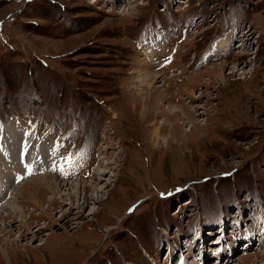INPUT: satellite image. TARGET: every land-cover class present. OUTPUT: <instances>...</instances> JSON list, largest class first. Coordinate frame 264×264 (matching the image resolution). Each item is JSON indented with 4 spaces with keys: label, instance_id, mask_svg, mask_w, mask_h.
Here are the masks:
<instances>
[{
    "label": "rangeland",
    "instance_id": "374dc122",
    "mask_svg": "<svg viewBox=\"0 0 264 264\" xmlns=\"http://www.w3.org/2000/svg\"><path fill=\"white\" fill-rule=\"evenodd\" d=\"M31 134L63 166L3 180L0 264H264V0H0L5 177Z\"/></svg>",
    "mask_w": 264,
    "mask_h": 264
},
{
    "label": "bare ground",
    "instance_id": "6f19581e",
    "mask_svg": "<svg viewBox=\"0 0 264 264\" xmlns=\"http://www.w3.org/2000/svg\"><path fill=\"white\" fill-rule=\"evenodd\" d=\"M148 76H150L153 79H154V77H157L156 74H151L149 72L148 74L145 75V79H144L145 81L147 80ZM217 79L222 81L224 79V77L218 76ZM219 80H218V82H220ZM147 83H149V81ZM25 133H27V132L24 131L23 134H25ZM28 137H30V142H28L27 137H26L20 143L17 154H16L15 164L17 165L16 168L18 169V172H9L7 177H5L6 176L5 173H3V175H2L1 174L2 171L0 172V174H1L0 175V199L3 198L2 194H4V188H5V187H2L3 180L7 184L11 181V179L19 180L22 175L29 176V175H34L37 173H47L49 171H51V172L60 171L61 170L60 167L63 166L64 158L60 157V155H58L59 147L54 140H52L50 143V141L45 140L46 138H44V139L36 138V134L35 135L31 134ZM2 141L5 142L4 140H2ZM0 145H1V148H5L6 142L5 143L1 142ZM12 148H13L12 144L10 146H8V148L6 147V149H8V150L12 149ZM54 155L58 156L57 158H60V160L52 163ZM3 157H4V155H3ZM3 157H0V161L3 160ZM4 163H5V161H4ZM6 165H12V164L8 162V163H6ZM3 168L5 169V167H3V165H1L0 170ZM104 172H103V174H104ZM52 175L54 176V174H52ZM47 179L49 180V178H47V177H44V178L38 179V180L34 179L33 181L29 180L30 182L26 183L23 186L24 190L22 192L16 193V191H17L16 190L12 194H15L17 197L20 196V194H21L22 196H24L27 199L26 200L27 203L32 202V204L34 206L39 207V206H41L39 199H42L44 197V194L40 195L38 193L39 191L37 190V187L38 188L40 187L38 183H39V181H46ZM50 181H51L50 184L41 185V187H43V188L40 187V189L43 192H48L51 194L49 199H46V197H45L44 201H47L48 203H51V204H55V203L57 204L58 203L57 205H59V207H61V205L64 206L66 204H69L68 205L69 207L67 206L66 212L69 211V213H73L72 210L74 211V209H75V211H77V214H79L82 211V209L87 207V205L90 201H94L96 199L94 196H92L91 193H88V191L86 189L87 184H86V186L81 185L82 183H87V182H84L83 180H78L77 182H74L72 184L71 183L61 184L59 181L52 180V179H50ZM36 185H37V187H36ZM94 188H95L94 185L91 184L92 192L94 191ZM39 195H40V198H39ZM56 195H58V196H56ZM65 200H69V202H67ZM60 203H61V205H60ZM8 206H9V204H5V205L0 206V213L1 214L4 213V211H2V208L3 207L7 208ZM16 211H17V209H15V213H16ZM21 211L23 212L22 209H21ZM50 211H52V210H50ZM12 212L14 213V210H12V208L9 209V214L3 218V220H2L3 223H0V231H5L7 228V230L5 232L8 233L9 231H13L15 228L17 229L21 225L25 224V223L22 224V220H17L15 215L11 214ZM62 213H65V212L63 211ZM49 217H51V216H49ZM8 219H11V221L7 222V221H9ZM2 225L4 226V230L1 227ZM18 229H20V228H18ZM39 230H40V228L37 229V231H39ZM19 232H20L21 237L26 234V233H23V230L22 231L20 230ZM46 242L47 241H44L42 244L45 245ZM233 248L234 247H230L229 250H232Z\"/></svg>",
    "mask_w": 264,
    "mask_h": 264
}]
</instances>
